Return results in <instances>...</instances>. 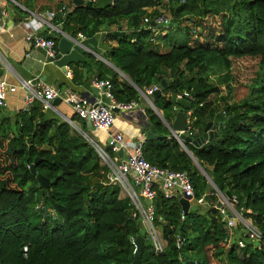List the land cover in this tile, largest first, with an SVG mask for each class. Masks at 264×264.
<instances>
[{"label": "trees", "instance_id": "16d2710c", "mask_svg": "<svg viewBox=\"0 0 264 264\" xmlns=\"http://www.w3.org/2000/svg\"><path fill=\"white\" fill-rule=\"evenodd\" d=\"M33 1L23 4L31 9ZM68 4L71 9L64 16L56 13L54 22L73 36L104 31V40L115 43L103 56L134 84L89 52L75 61V83L92 72V77L111 81L117 100L143 101L139 89L164 79L161 93L149 96L165 120L170 122L181 109L175 95L184 89L193 95L195 130L189 136L200 135L207 121L221 120L218 134L206 142L183 139L181 144L154 108L143 104V128L158 134L143 139L144 156L161 167L186 170L195 194H205L207 203L183 213L177 195L166 196L157 188L153 223L165 246L155 251L142 214L127 193L120 195L121 185L109 178L111 167L93 142L72 132L68 120L49 116L38 98L12 113L0 106V264H134L135 258L138 264H264V0ZM161 9L171 14V25L164 27L184 32L181 42L164 50L158 41L164 36L161 28L153 36L143 23L145 15ZM124 19L123 32H114ZM238 58L254 59L256 68L248 93L232 100ZM212 74L215 80L209 78ZM222 85L225 94H220ZM212 93L218 97L212 99ZM32 162L36 173L49 179L47 185L32 173ZM217 191H229L234 208L259 229L257 243L240 221L226 227L227 217L215 205ZM139 235L144 242L136 255L133 240Z\"/></svg>", "mask_w": 264, "mask_h": 264}, {"label": "built area", "instance_id": "2783aa9c", "mask_svg": "<svg viewBox=\"0 0 264 264\" xmlns=\"http://www.w3.org/2000/svg\"><path fill=\"white\" fill-rule=\"evenodd\" d=\"M110 1L112 2L113 0ZM152 8L153 7H149L148 10H151ZM70 9L71 7L68 5L61 4L58 8L47 9L46 11H31L29 15L32 17L29 16L25 19L28 28L24 34V43L43 47L45 48V56L53 57L56 54L57 40L53 37L52 31L56 30L60 36L65 35L73 42L89 49V47L83 43L87 37L84 32L79 31L73 36L61 29L58 26L59 23L54 22L56 13H60L64 16V14ZM33 20H36L37 24H33ZM143 23L145 27L151 29L152 35L154 36L159 31V27L167 26L171 22L165 11L161 9L154 15H145L143 17ZM41 24L46 27L44 32L39 31V26ZM119 72L124 75L121 71ZM91 83L99 92V95L92 99L86 95L71 90L69 87L58 89L41 78H36L34 81L32 79L22 78L17 84H15L11 83L5 75L1 74L0 105L4 106L7 104V92L15 91L17 87H21L24 90L23 107L28 106L33 99L38 98L42 103V107L47 109L51 106V100L56 96H59L62 101L69 103L73 112L86 121L89 126L105 131L109 136L108 138H111L110 142H118L125 152L122 157L117 155L110 160L103 146L96 141L90 140L96 146L99 155L106 159L108 163L110 161L109 166L111 169L109 172V178L118 181L122 187L126 188V193L131 197L132 201L142 214L143 223L153 242L155 251H161L165 246V241L162 239V236H160L161 234L159 235L158 227L153 223L154 214L152 201L156 195L157 188H160L166 196L177 195L178 197H187L192 206L194 204H206V196L205 194L199 196L195 194L186 170L169 169L151 163L143 154L142 142L144 137H138L127 145L123 139L122 132L110 131V127L115 117L113 109L117 107L120 110L136 109L144 111V106L141 104L140 100H117L113 95L111 81L108 78L94 76L91 78ZM157 87L158 85L154 84L151 87H146L145 91L140 89L139 91L142 97H150L149 94H152L153 90ZM175 97H184L191 101L193 95L189 90L184 89L176 93ZM185 113L186 128L184 132L187 135H191L195 130V115L192 113L191 107L186 108ZM212 121L214 128L217 130L221 124V120ZM174 136L182 144V139L179 135L175 134ZM113 147L118 149L116 145ZM119 158L120 163H116ZM218 200L220 199L218 198ZM220 201L222 202V200ZM215 205L218 206L217 202ZM218 207L227 217L225 224L227 228L233 226L235 220H238L243 224L244 231L250 236V238L257 240L260 237L259 229L253 224L250 218L243 217L237 210L236 211L240 216L238 217L237 215H234L226 209V205L223 204V202L222 205ZM176 241L177 245H179L181 241L180 237H177ZM243 244V240L238 239V245L243 246ZM26 249L27 246L24 245L23 250L26 251Z\"/></svg>", "mask_w": 264, "mask_h": 264}, {"label": "crops", "instance_id": "0c3cea01", "mask_svg": "<svg viewBox=\"0 0 264 264\" xmlns=\"http://www.w3.org/2000/svg\"><path fill=\"white\" fill-rule=\"evenodd\" d=\"M61 4H66L71 7L68 4V0H34L31 9L23 4V0H0V55L7 63V70H5L2 75H5L11 83L15 84L22 78L32 79L33 81L36 78H41L54 87L55 84L58 83L60 86L58 89L69 87L79 94L87 92L89 97H95L99 95V92L95 91L94 88L96 87L91 83L90 78L93 75L92 72L89 73V79L82 83H75L72 78V69L73 66H76L75 61L83 59L85 57V52H89L96 58L102 60L108 67L117 70L120 79L123 78L122 76H124L123 79H126L125 75L121 74L119 70L103 56V52L108 49L109 45L115 43L113 40H104V31H97L92 36L85 38L83 43L86 44L89 49L78 43H74L69 51L62 52L59 57L53 60H51L50 57H46L39 46L24 43V34L28 28L25 19L29 16L32 17L29 13L33 10L46 11L47 9L58 8ZM126 22L127 20L124 19L122 21V28L118 25L116 29L123 31L127 24ZM33 24H37V21L33 20ZM58 26L60 27V25ZM45 28L46 27L41 24L39 26V31L44 32ZM52 34L56 35L59 33L55 30L52 31ZM58 39L56 54L59 52ZM89 41L92 43L87 44ZM78 67L80 68V66ZM83 73L86 74V71H83ZM79 78H81V76ZM79 78H77V80ZM23 96L24 90L21 87H17L15 91H8L7 104L3 106L4 109L8 113H12L16 109L23 107ZM140 102L142 105L144 104L142 101ZM46 111L49 116L68 120L71 124L72 132L81 134L91 141H96L101 146L104 145L103 148L106 150L110 160L118 155L117 149L114 147H110L112 152L106 149V147H109L107 145L108 134L101 129L89 126L86 121L73 112L69 103L61 100L58 104H51ZM73 114H75V116L72 118ZM114 115L115 117L110 131L122 132L123 139L127 145L138 137H144L145 130L143 127L144 124H146L144 111L136 109H118L114 111ZM123 152H125L124 149ZM109 154L112 155V157ZM104 162L108 163L107 160ZM121 189L120 195L123 196V192L127 190L122 186Z\"/></svg>", "mask_w": 264, "mask_h": 264}, {"label": "water", "instance_id": "95a60500", "mask_svg": "<svg viewBox=\"0 0 264 264\" xmlns=\"http://www.w3.org/2000/svg\"><path fill=\"white\" fill-rule=\"evenodd\" d=\"M75 4H78V3H86V4H90L91 1L89 0H72ZM169 25H171V23H169ZM114 32H123L122 30H114ZM75 42H73L70 38H68L67 36L65 35H61L58 39V48H59V52L58 54H56L55 56L53 57H50L51 60H53L54 58H57L60 56V54L62 52H67L69 51V49L72 47V45L74 44ZM40 49L45 53V48L43 47H40ZM116 69H118L116 67ZM7 70V63L6 61L3 59V57L0 55V75L5 71ZM119 71H121L120 69H118ZM122 73H124L123 71H121ZM125 75V78L133 83L131 81V79L124 73ZM134 84V83H133ZM166 84L165 80L162 79L161 83L158 85V87L156 89L153 90V96H156L158 94L161 93L162 89L164 88V85ZM55 87L56 88H59V84L56 83L55 84ZM95 91H97V88H94ZM82 95H86L88 96V93L87 92H82L81 93ZM89 97V96H88ZM89 98H93V97H89ZM59 102H61V98L59 96H56L54 99L51 100V104L55 105V104H58ZM176 102L178 105L181 106V109H178L176 112H175V115L173 117V119L169 122L167 120H165L162 116V114L157 110V108L155 107V105L153 104L152 100H150V105L151 107L154 108V110L157 112V114L160 116V118L162 119V121L167 125V127L171 130V132L173 133V135L175 134H178L179 137L182 139V143H183V139H186V140H191L195 145H199V144H202L204 142H206L210 137H212L213 135H217L218 132L217 130L214 128V124H213V121L212 120H209L206 122V124L204 125L203 127V131L200 135H198L197 137H191L189 135H187L184 130L186 128V113H185V110L183 108H190L192 106V102L184 97H180V98H176ZM114 111L115 110H118L117 107H115L113 109ZM158 134L151 131V130H145L144 132V138L145 139H151V138H154V137H157ZM111 138H108L107 141V145L109 147H113L114 145H116L118 147L117 149V153L120 157L123 156L124 152H123V147H121L119 145L118 142L116 141H112L110 142ZM193 157V156H192ZM116 163H120V158L117 159ZM195 163L197 164V166L199 167V169L201 170V172L203 174L206 175V177H208V180L214 185L213 181L211 180V178L209 177V175L205 172V170L198 164L197 160L195 159ZM30 169L32 171V173H35L36 174V177L38 179V181L40 182V184L42 186H45L49 183V179L41 174V173H36V170H35V162H32L30 164ZM226 196L228 198H233V196L230 194L229 191L226 192ZM179 202L181 204V207H182V211L183 213H187L189 211H192V210H195V207H193L191 204H190V201L188 200L187 197H183V196H180L179 197ZM217 205L218 206H221L222 205V202L220 200L217 201ZM144 242V237L143 236H137L136 239L134 240V243H135V246H136V255H138V251L141 249L142 247V244ZM258 241L255 240V243H257ZM139 263V260L138 258H135L134 259V264H138Z\"/></svg>", "mask_w": 264, "mask_h": 264}, {"label": "rangeland", "instance_id": "374dc122", "mask_svg": "<svg viewBox=\"0 0 264 264\" xmlns=\"http://www.w3.org/2000/svg\"><path fill=\"white\" fill-rule=\"evenodd\" d=\"M165 13L168 15L169 18L171 17V14L169 11H165ZM161 30H162V34H164V36H158L159 37L158 41L161 44L160 48L163 50L168 48V46L171 43L181 42V40L184 37V35H183L184 32H183L182 28L162 27ZM255 68H256V65H255L254 59L238 58V59L234 60L233 71H234V77H235L234 81H236V82L232 84L233 88L231 91L230 99L240 100L241 98H243L248 93L249 88H248L247 83L250 81L251 77L254 75ZM122 77L124 78V76H122ZM209 78L211 80H215L213 74L209 75ZM225 92H226V90L223 88V85H222L220 94H225ZM210 97L212 99H215L216 97H218V95L216 93H212L210 95ZM142 100H143L142 102L144 104L146 103V104L150 105V100H151L150 97L143 96ZM158 111L160 112V110H158ZM101 159H102V161L106 160L103 157H101ZM123 193H124V195H126L125 191ZM218 198L220 200H222L223 204L226 205L227 210H229L234 215H237L238 217L240 216V214L234 208L233 203L231 202L230 198H228L225 194L220 193V192H218ZM202 205H205V204H202ZM245 218H247V217H245ZM158 230H159V235H160V233H161L160 229L158 228ZM160 236H162V235H160ZM162 239L164 240L163 237H162Z\"/></svg>", "mask_w": 264, "mask_h": 264}]
</instances>
